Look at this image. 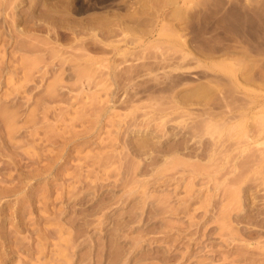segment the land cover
Returning a JSON list of instances; mask_svg holds the SVG:
<instances>
[{"label": "rangeland", "instance_id": "obj_1", "mask_svg": "<svg viewBox=\"0 0 264 264\" xmlns=\"http://www.w3.org/2000/svg\"><path fill=\"white\" fill-rule=\"evenodd\" d=\"M0 264H264V0H0Z\"/></svg>", "mask_w": 264, "mask_h": 264}]
</instances>
